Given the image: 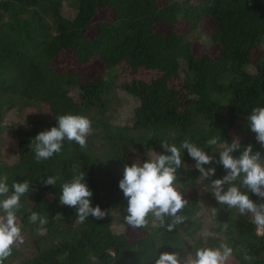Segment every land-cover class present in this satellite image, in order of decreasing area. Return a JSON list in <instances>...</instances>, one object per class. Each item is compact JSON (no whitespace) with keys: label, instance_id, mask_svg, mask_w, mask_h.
Here are the masks:
<instances>
[{"label":"trees","instance_id":"obj_1","mask_svg":"<svg viewBox=\"0 0 264 264\" xmlns=\"http://www.w3.org/2000/svg\"><path fill=\"white\" fill-rule=\"evenodd\" d=\"M64 4L74 10L72 16L63 14ZM102 10L108 16H99ZM196 34L208 40L200 54ZM61 56L80 66L96 59L99 66L85 79L78 71L56 68ZM119 91L136 101L125 124L108 115ZM257 105L264 106V0H0V134L13 132L18 139L17 160H0V177L8 178L10 189L14 181H29L18 216L33 244L25 256L20 246L14 248L4 264H154L147 259L155 253L185 256L193 245L221 242L234 250L229 264H248L241 248L253 257L250 264H264V235L256 234L250 217L218 204L210 190L217 236L203 239L200 172L186 149L178 181L187 189L181 190L187 219L173 232L150 223L129 237L123 222L127 199L119 189L124 165L137 158L142 163L152 150L163 153L162 141L179 145L187 139L213 156L204 167H214L215 175L202 186L226 174L216 163L219 150L206 145L213 136L231 144L232 133L240 134L241 149L233 156L249 144L264 156L246 118ZM12 107L28 126L3 124ZM68 113L92 121L87 148L65 140L60 153L37 162L31 140ZM74 168L86 173L92 206L106 211L102 220L90 216L79 223L76 209L59 203L60 185ZM51 175L57 184L45 185ZM32 211L48 219L46 235L29 222ZM116 219L120 231L113 229Z\"/></svg>","mask_w":264,"mask_h":264},{"label":"clouds","instance_id":"obj_2","mask_svg":"<svg viewBox=\"0 0 264 264\" xmlns=\"http://www.w3.org/2000/svg\"><path fill=\"white\" fill-rule=\"evenodd\" d=\"M246 118L251 131L256 134L257 142L264 148V106L252 107ZM56 119V126L40 131L30 142L29 147L37 162L60 153L65 140L75 142L81 149L87 148V137L92 133V121L88 117L68 113L58 115ZM221 141L220 136H213L206 140V145L212 146L214 151L219 150L216 163L223 166L226 174L222 178L211 180L204 188L212 192L218 204L237 210L240 216L250 217L256 234L264 235V156L259 151L253 153L251 144L243 148L239 156H233L235 150L241 149L239 137H234L231 144ZM161 145L163 153L152 150L142 163L137 158L130 165H124L119 189L127 199L123 222L131 229H144L151 223L153 228L173 232L186 221L187 217L181 213L188 200L181 190L187 189L178 181V169L185 166L182 160L183 150L186 149L189 157L195 161V168L200 172L198 182L203 183L206 178L215 175L214 167H204L213 161V156L196 143L185 139L179 145L167 141H162ZM73 173L70 180L60 185L59 203L75 208L79 223L90 216L102 220L106 211L98 204L92 206L93 192L86 183V173L75 168ZM7 179L6 176L0 177V264H4L12 255L14 248L25 243L18 213L22 208L21 197L30 191L29 181H14L10 189ZM43 183L56 185L57 177L48 176ZM249 192L256 195L260 202L253 201ZM208 210L216 218L217 209L211 207ZM61 215L57 214L55 219H60ZM28 219L30 223L39 224L38 235L47 234V229L43 227L48 223L46 217L32 211ZM222 225L225 230L228 229L227 223ZM201 235L207 241L215 233L205 228ZM241 252L243 261L250 264L253 257L247 249L241 248ZM233 254V248L227 243L221 242L218 246L205 243L201 247L193 245L192 251L185 256H181L179 252L164 251L158 256L155 253L147 261L154 264H229Z\"/></svg>","mask_w":264,"mask_h":264},{"label":"rangeland","instance_id":"obj_3","mask_svg":"<svg viewBox=\"0 0 264 264\" xmlns=\"http://www.w3.org/2000/svg\"><path fill=\"white\" fill-rule=\"evenodd\" d=\"M62 12L66 16H72L74 14V10H72L67 5L62 6ZM99 16H108V12L102 10L100 11ZM205 28H208L207 24H205ZM195 38H198L199 41L197 42L196 49L198 50L197 53L200 54L204 51L205 47L203 43L205 41L208 42L207 38L202 34L195 35ZM54 65L58 69L69 68L73 71H78L82 74L83 78L90 79L93 78V75L97 71V67L99 66V61L94 59L91 63L80 66L77 65L74 59H68L66 56L58 57L54 61ZM118 103L114 104V108L109 111V118L114 123L125 124L132 115V111L136 101L129 95L122 93L119 91ZM243 121H240L242 123ZM4 125H17L23 124L24 126H28V121H24V116H21L16 108L12 107L7 112L3 119ZM239 137L241 138L240 134L232 133V138ZM18 157V139L16 134L9 131H4L0 134V160L4 163L12 164L15 163ZM198 188L200 194V201H201V209L198 213L202 223H203V230L208 228L212 231V216L209 212L208 208H211L214 204L213 199H211L210 195L207 194L208 190H205L204 185L202 186L200 183L196 186ZM113 229L115 231H120L123 229L122 223L119 220H114ZM213 232V231H212ZM215 233V232H214ZM22 235L25 237V243L21 245V252L22 255H28L32 251L33 244L29 240L28 236L22 232ZM127 235L131 238L136 236L135 229H131L130 227L127 230ZM215 236L217 234L215 233Z\"/></svg>","mask_w":264,"mask_h":264}]
</instances>
